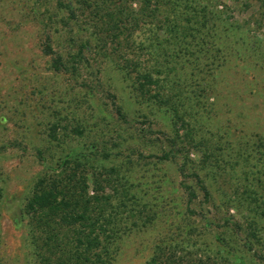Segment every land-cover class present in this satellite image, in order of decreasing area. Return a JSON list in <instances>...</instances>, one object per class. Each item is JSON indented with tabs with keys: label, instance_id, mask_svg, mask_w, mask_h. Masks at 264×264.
I'll use <instances>...</instances> for the list:
<instances>
[{
	"label": "rangeland",
	"instance_id": "374dc122",
	"mask_svg": "<svg viewBox=\"0 0 264 264\" xmlns=\"http://www.w3.org/2000/svg\"><path fill=\"white\" fill-rule=\"evenodd\" d=\"M200 1L223 21L222 39L214 40L215 48L210 44L208 56L199 54L198 64L196 43L185 52L156 23L136 31L132 49L125 51L159 79L161 98L171 97L168 105L139 97L135 74L130 78L118 68L123 62H117L110 42L100 49L104 33L93 28L90 17L68 23L58 0H0V264L38 263L23 208L37 180L70 155L96 168H116L118 192L126 190L129 209L144 218L145 224L137 218L136 227L128 217L131 230L111 264H148L158 246L185 240L191 229L196 232L180 254L187 263L204 259L211 254L208 246L216 248L223 219L243 222L251 214L238 203L229 211L225 196L234 193L230 185L241 189L247 183L249 170L264 181L258 151L264 142V10L257 0ZM47 43L54 54L45 53ZM79 43L89 49L76 63ZM219 47L223 52L215 59ZM57 56L64 64L59 72L52 65ZM179 100L186 124L204 143L199 150L186 146L181 154L173 144L176 130L181 136L187 130L174 118ZM54 124L58 142L49 136ZM210 153L222 155L227 169L218 179L203 168ZM243 155L250 157L247 163ZM184 162L190 172L203 168L209 202L196 187L198 200L188 205L180 173ZM187 183L196 186L193 179ZM259 191L263 201L264 183ZM107 193L117 204L119 194L112 188ZM206 217L216 224L207 226Z\"/></svg>",
	"mask_w": 264,
	"mask_h": 264
},
{
	"label": "trees",
	"instance_id": "16d2710c",
	"mask_svg": "<svg viewBox=\"0 0 264 264\" xmlns=\"http://www.w3.org/2000/svg\"><path fill=\"white\" fill-rule=\"evenodd\" d=\"M257 1L263 11L264 0ZM136 2H139L138 9L134 7ZM58 5L61 11L68 14V23L74 21L77 24L81 16L90 17L93 28L104 33V37L99 40L100 49L105 51L110 42L113 45L112 50L118 53L117 62H123L120 66L118 64V68L125 71L130 78L135 74L133 84L136 85L139 97L148 96L147 100L160 104L170 105L171 97L168 100L161 98L159 79L151 72L142 71L138 60L125 57V51L132 49V35L147 24L156 23L158 28L171 35V40H177L176 44L185 52L190 51L189 47L196 43L199 47L196 64L202 56H208L210 52L207 48H210V44L216 47L214 40L222 39V32L219 30L222 17L210 12L200 0H58ZM233 30L239 28L233 26ZM229 31L231 30L226 26L225 33ZM78 47L74 56L76 63L79 61L77 58L81 59L83 53L89 49V44L79 43ZM215 52L217 54H213V57L216 59L223 49L219 47ZM45 53L54 54L49 43L45 47ZM52 65L54 70L61 71L64 68L61 56H57ZM210 68L209 73L212 71V67ZM153 89L156 90L155 93ZM179 102L178 106L172 107L174 118L187 130L182 136L176 130L173 138L176 152H182L186 146L199 150L204 143L194 137L193 131L186 124L187 116L181 114L184 104L182 100ZM118 112L121 117L124 116L121 108H118ZM58 128L55 124L51 126L49 136L52 142L59 140ZM258 149L259 152L263 151L264 157V142L260 141ZM188 157L186 155L184 159L189 160ZM220 157L221 159L210 153L205 155L203 161L204 170H209L207 175L213 179L222 177L227 171L222 166V155ZM249 158L244 156L245 163ZM203 168L190 172L186 162L180 167L188 205H193L198 200L196 187L203 193L205 201L209 202L211 199L210 190L200 173L204 171ZM245 173L247 183L241 189L234 184L230 185L234 193L226 194L225 202L229 211L232 207L246 205V211L251 214L243 222L233 218L223 219V225L215 235L216 248L207 247L210 255L202 250L207 255L204 259L201 257L188 263L181 256L180 251H185L196 232L191 229L185 232V240L158 246L156 254L148 264H264V222L261 221L264 218V200H260L259 194L264 181L253 171ZM119 177L116 168H96L83 157L73 158L70 155L37 180L23 208L29 241L37 264H111L119 254L124 235H128L131 230L126 224L128 217L132 219L133 226H138L137 218L145 224L140 214L135 213L132 208L129 209L127 191L122 189L121 193L118 192L117 185L121 186ZM189 179H193L196 186L187 183ZM107 188H112L115 194H119L117 204L114 203V196L107 193ZM2 192L0 188V198ZM190 212L194 213L193 210ZM205 221L207 226L215 223L207 217Z\"/></svg>",
	"mask_w": 264,
	"mask_h": 264
}]
</instances>
